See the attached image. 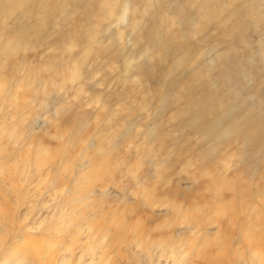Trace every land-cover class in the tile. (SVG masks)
<instances>
[{"label":"rangeland","instance_id":"374dc122","mask_svg":"<svg viewBox=\"0 0 264 264\" xmlns=\"http://www.w3.org/2000/svg\"><path fill=\"white\" fill-rule=\"evenodd\" d=\"M206 2L0 0V150L10 158L2 167L30 177L36 162L57 163L62 233L77 215L90 219L84 207L94 201L113 228L115 262L138 254L143 264H206L226 237L219 263L264 264V246L250 248L244 225L224 234L213 224L227 219L219 205L249 196L244 223H264V0ZM164 37L171 47L162 51L154 43ZM201 120L214 128L198 129ZM230 182L249 196H215L216 183ZM72 231L66 240L61 233L63 248L85 241ZM162 245L175 247L174 257ZM87 252L83 264H100L99 251Z\"/></svg>","mask_w":264,"mask_h":264},{"label":"bare ground","instance_id":"6f19581e","mask_svg":"<svg viewBox=\"0 0 264 264\" xmlns=\"http://www.w3.org/2000/svg\"><path fill=\"white\" fill-rule=\"evenodd\" d=\"M204 2L205 3L203 4V7H206L205 6V4L207 5L206 0H204ZM219 8L220 7H218L217 9H219ZM166 33H168V32H166ZM174 33H175V31H174ZM164 38L165 39H163V40L156 41L154 43V47H157L158 49H160L162 51L168 49L167 45H170V47H171V44L168 43V38H166V37H164ZM160 39H162V38H160ZM181 44H183V43H181ZM185 46L179 45L178 47H175V49H179V47L181 49H183ZM192 47H194V46H192ZM196 47L198 48V45ZM196 51H197V49H196ZM164 79H166V78H164ZM204 89H206V87ZM183 90H185V89H183ZM205 92H206V90H205ZM200 107H201L200 109H197V111H198L197 113H200L201 111H204V109H205V105H201ZM227 112H228L227 114L230 113L228 110H227ZM217 113H218V110H217ZM221 115H223V114H221ZM227 116H226V120H227L228 117H231L230 115L228 117ZM216 117H218V116L216 115ZM214 118H215V116H214ZM211 119L213 120V118H211ZM259 119H261V118H259ZM259 119H258V121H259ZM196 120L198 121V119H196ZM251 120L252 119H250V121ZM200 122L201 123L199 124L198 129L207 128V129L204 130V131H206L208 129H213L214 128V126L209 124L206 120H204V122L201 120ZM219 122H221V121H219ZM219 122L217 124H219ZM233 123H235V122H232V124ZM253 123L256 124L257 122H254V120H253ZM206 124H209V125H206ZM228 124H229V122H228ZM238 125L240 126V124H238ZM250 125H251V123H250ZM194 126H196V125H194ZM243 126L246 127V128L249 127L248 125H243ZM243 126H242V128H243ZM251 127H253V126H251ZM220 128H221V126H220ZM230 129H232V128H230ZM260 130H264V127H261ZM207 132L209 133L210 131H207ZM252 132H253V130H252ZM251 134H252V137H253L252 139H254V142L252 140L253 146H254L255 140L257 141V138L254 136V135H256L255 132H253ZM210 136H211V134H210ZM33 141L37 142L36 140H33ZM209 142H211V141H209ZM259 145H258V147H260ZM40 150H41V147H40ZM3 151L0 150V174L6 175L7 178L6 179L5 178L4 179L0 178V183H1L0 184V264H64L67 261L69 262L68 264H83V258L85 256L87 257V255H90L87 252L88 250H89V252L92 251L93 254H94V251H96V250L99 251V253H100L99 255L100 256L98 255L99 256V261L98 262L100 264H143V261H140L142 258L139 260L140 256L138 254H135V256H132L131 258H129V257L127 258V257L123 256L122 260L120 262H115L116 260L115 261L113 260L115 258L114 256H113V259H111L110 254L114 251L113 249H115V245L117 246V243L114 241L115 234H114V232L112 233V231H113L112 229L113 228L111 227L110 224L108 225L107 219L103 218L104 214L102 215V213L100 214V213L97 212V208L94 205V203H95L94 201H92L91 203H88V205L86 204L85 207H84V208L88 209V212H89V214H90V216L92 218L90 217V219H88V217L85 218L82 215L81 216L77 215L76 216L77 219H75L74 221L70 222L68 227H66V225H65V227L68 228L69 230L72 231V229H73V231L69 235L70 238H72V237L74 238V234H75L76 235L75 238L77 239L78 238L77 235L79 234L78 236H81L80 235L82 233L81 231H83L84 234H85V236H84V240L85 241H80L79 240L80 242L78 241V243L75 244L76 242L74 243L72 240H70L69 244L72 243V242L74 243V244H72V247L70 245L68 248L67 247L63 248L62 245L60 244V242L63 241V240L60 241V235L63 232V231H61V228L63 226L60 227L61 226L60 225V222H61L60 220H62L64 217H62V219H60V217H61L60 216V172L58 173V169H59L58 164L53 162V161H50V160L48 162L44 161L43 164H41V163L39 164L38 162H36V164L31 167V169L33 168L32 171L35 172V173L33 175L30 174V177H26L25 168L24 169H20L18 165L14 168L13 171L12 170H7L4 167H2V166H4L6 164V161L10 160V158H6L5 157L6 154L3 153ZM25 151H27V150H25ZM205 153H204V155H205ZM18 162H19V159H18ZM19 163H21V162H19ZM92 163H93V161H92ZM207 164H205V165H207ZM91 165H93V164H91ZM23 166H24V164H23ZM164 166H166V165L164 164ZM164 166H163V168H164ZM27 168H29V167H27ZM48 168H50V169H48ZM46 171L49 172V173H53L54 174V176H52V178L49 181L50 182L49 185L47 183H45V180H48V177H47L48 174H46ZM28 175H29V173H27V176ZM162 175H163V173H162ZM38 178H39V180H37ZM2 180H3V183L1 182ZM238 181H239V179H238ZM216 184H217L218 188L214 187V189H213V192H215V194H216L215 196H219V195L221 196L223 191H225V192L226 191H231L234 194H237L238 198H239V196H242V195H244L245 198H247V196H249V195H245V194H247L246 188H245V190H243L244 188H242V190H240L241 188L240 189L238 188L240 190V191H238V190H236L237 188H235V186H233V184L231 182L228 183V184H223V185H218V183H216ZM34 187L37 188L36 191H32V189ZM106 188H108V187L107 186H104V187L100 186L99 187L100 191H102L103 193L105 192ZM117 189L121 193V195H124L123 194L124 193V189L122 187H120V188L117 187ZM149 190L150 191L148 192L147 196H151L152 197L153 195H155V192H154L155 190L154 189L151 188ZM256 190L258 191V189H256ZM256 190H255V192H256ZM262 190L260 192H263V194H264V190L263 191ZM176 191L177 190H174V189L170 190L169 189L168 192L167 191L166 192H167L168 196H171ZM132 195H135V197L137 196L136 192H133ZM80 196H82V195H80ZM164 196H166V195H164ZM249 199L251 200L250 196H249ZM148 200L150 201V199L149 198L147 199V202H148L147 205L151 206V203ZM250 200L247 201V204L244 201H241V204H238L236 202H232V203L227 204V205H230L229 207L225 205L226 203L221 205V206L219 205L218 210H217L218 216L220 218L223 217V216H227V219H226V221H222V222L219 221V220H216L213 224H215L218 228H220V230L222 232H224V234H228L230 232L229 231V227L231 225L237 224V227L240 228V231L242 229L241 226L244 225L243 229H245V230L243 231L242 237H246V238L249 239V241H250L249 243L251 244V246H253V247L250 246V248H255L256 246L262 247V246H264V223L261 222L260 219H255L254 216H255L256 212H253L254 210H252L253 213H251L252 217H254V219H255V224L256 225H252V223H250V222L249 223H247V222L244 223V221H243L242 215L244 213L248 212L246 208H248V207L250 208L251 205H252V204L248 203V202H250ZM52 203H53V205L50 206V207H52L51 209H53L52 212H54V213H52V215H49V213H50L49 209L50 208L49 209H46V208H47L48 205H51ZM177 206H178V204H177ZM159 207H161V206H159ZM167 208H168V206H167ZM245 209H246V211H245ZM241 210H242V212H241ZM68 212L70 214V211H68ZM44 213H46V214L44 215ZM64 213H65V211H64ZM107 213H109V211ZM84 215H85V213H84ZM240 215H241V217H239V220L237 221V218ZM65 217H67V215ZM63 221H65V220H63ZM66 223H67V221H66ZM46 224H48V225H46ZM62 225H63V222H62ZM205 225L207 226V224H205ZM247 225H252V227H249V226L247 227ZM207 227H209V226H207ZM118 228H120V227H118ZM121 228H122V226H121ZM254 229H258L260 231L256 232L257 230L254 231ZM69 230H67V232ZM114 231H116V230H114ZM67 232L65 230L66 235L69 233V232L68 233ZM79 232H81V233H79ZM142 232H143V230H142ZM66 235H64V234H63V236L61 235V238L66 237ZM117 236H118V234H117ZM222 236H224V235H222ZM67 238H68V235L65 238V240ZM91 239L96 240L95 241L96 243L93 244V245L92 244L88 245L87 244V240L89 241ZM106 241L108 243L107 245L105 244ZM46 242L50 243L51 246H50V244H47ZM84 242H86V243H84ZM44 243H46V244H44ZM90 243H92V242H90ZM133 244H136L135 246L134 245L133 246L138 248L141 243H139V242L135 243V241H134ZM229 244H230V242L228 243V239L226 237L223 238L222 240H220L217 244H213L212 247H214V248H212L210 250L208 249L210 251L209 253L204 255V257H202V255H201L203 261L206 264H221L219 262H221L222 259L224 260V258H226V253H227L226 249L228 248ZM67 246H68V242H67ZM206 246L208 248L210 246V244H208ZM126 247H125V250H126ZM259 247H256V248L258 249ZM61 248H63V249H61ZM157 248H159V247H157ZM159 249H160L159 251H160V253L162 255L163 254H169V256H173V257H174L175 252H176V248L171 246V245H162V246H160ZM257 249H254L251 252V257H249V258L252 259L251 261H253V259L254 260H256V259L259 260L258 259L259 256L257 254V251H258ZM139 251H141L140 248H139ZM132 253H130V254H132ZM139 254H140V252H139ZM92 256H94V255H92ZM95 257H97V256H95ZM149 257L152 258L151 255ZM90 260H91V258H90ZM257 260H256V262H257ZM122 261H124V263ZM90 263H92V262H90ZM65 264H67V263H65Z\"/></svg>","mask_w":264,"mask_h":264}]
</instances>
